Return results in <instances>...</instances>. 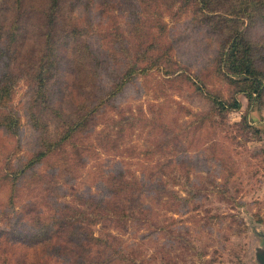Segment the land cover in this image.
<instances>
[{"label":"rangeland","instance_id":"rangeland-1","mask_svg":"<svg viewBox=\"0 0 264 264\" xmlns=\"http://www.w3.org/2000/svg\"><path fill=\"white\" fill-rule=\"evenodd\" d=\"M263 250L264 0H0V264Z\"/></svg>","mask_w":264,"mask_h":264},{"label":"trees","instance_id":"trees-1","mask_svg":"<svg viewBox=\"0 0 264 264\" xmlns=\"http://www.w3.org/2000/svg\"><path fill=\"white\" fill-rule=\"evenodd\" d=\"M246 44L247 43L242 44L241 41L233 43L228 52L229 61L231 64V68L233 69L235 74H242L245 76L252 77V79L256 80V70L253 66L250 51ZM254 82L255 81H252V83ZM255 89L253 93L255 92ZM239 106V102L234 100L232 107L238 108Z\"/></svg>","mask_w":264,"mask_h":264},{"label":"water","instance_id":"water-1","mask_svg":"<svg viewBox=\"0 0 264 264\" xmlns=\"http://www.w3.org/2000/svg\"><path fill=\"white\" fill-rule=\"evenodd\" d=\"M257 258H258V260L260 261L261 264H264V250L257 254Z\"/></svg>","mask_w":264,"mask_h":264}]
</instances>
